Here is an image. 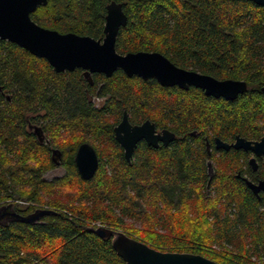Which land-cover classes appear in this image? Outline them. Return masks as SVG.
<instances>
[{"label": "trees", "instance_id": "trees-1", "mask_svg": "<svg viewBox=\"0 0 264 264\" xmlns=\"http://www.w3.org/2000/svg\"><path fill=\"white\" fill-rule=\"evenodd\" d=\"M110 1L127 16L116 36L118 53L156 51L182 68L244 80L247 89L225 100L121 69L108 77L81 68L56 72L45 58L0 39V205L12 202L22 216L56 211L40 222L0 223V264H125L110 239L95 233L99 226L160 251L264 264V191L253 193L243 179H264V157L252 170L249 152L213 143L215 136L227 142L237 134L264 136V4L47 0L30 16L60 33L100 39ZM124 110L132 124L149 119L175 138L157 148L140 142L127 161L113 133ZM28 123L39 127L42 141ZM83 142L98 155L89 179L73 160ZM57 160L64 173L45 179Z\"/></svg>", "mask_w": 264, "mask_h": 264}, {"label": "water", "instance_id": "water-1", "mask_svg": "<svg viewBox=\"0 0 264 264\" xmlns=\"http://www.w3.org/2000/svg\"><path fill=\"white\" fill-rule=\"evenodd\" d=\"M252 1L258 5L264 4V0ZM46 3L47 0H0V39L13 42L31 54L45 58L56 72L81 68L87 75L103 73L108 77L117 69H121L129 77L137 75L144 80L153 78L160 85H176L181 89L193 86L203 90L205 95L225 100H233L247 89L244 80L218 79L193 69L182 68L156 51L118 53L115 48L116 36L119 28L125 25L127 20L121 3L110 1L106 5L104 35L100 39L74 32L60 33L38 25L31 19L30 14L38 5ZM261 90L264 92V86ZM113 133L115 140L123 148L127 161L133 157L137 142L141 139L145 140L148 146L157 148L158 141H162L166 146L175 138V133L167 128L157 132L155 123L149 119L132 124L126 110L113 127ZM213 143L215 149L233 148L252 152L253 156L248 159L252 170L257 169L256 157L264 155V136L251 140L237 134L231 142L215 136ZM53 155L59 157L55 150ZM73 160L78 174L83 179L91 178L98 167V155L88 142L78 146ZM243 179L253 193L264 191L263 179L257 182L245 177ZM46 213L54 214L56 211L41 208L22 216L15 210H4L0 212V219L9 216L12 220L33 223ZM93 230L101 238L110 239L111 246L125 264H220L200 254L157 250L120 229L99 226Z\"/></svg>", "mask_w": 264, "mask_h": 264}, {"label": "rangeland", "instance_id": "rangeland-1", "mask_svg": "<svg viewBox=\"0 0 264 264\" xmlns=\"http://www.w3.org/2000/svg\"><path fill=\"white\" fill-rule=\"evenodd\" d=\"M92 100H93V102L96 105H99L101 103V100L102 99L94 96V97H92ZM63 173H64V169L58 164V165H56V167H54L53 169H51L48 172H46V174L44 175V178L45 179H52L54 177H57V176L62 175ZM4 210L13 211L14 208H13L12 202L11 203L10 202L9 203H4V204L0 205V212H2ZM10 221H12V217H9V216H5L4 218H1L0 219V223L1 224H7ZM36 222H40L39 219H37ZM135 226H137L138 228H140L141 224L140 223H136ZM158 229H161V228L158 227ZM253 260L256 261V258L255 257H252V261ZM257 264H259V262Z\"/></svg>", "mask_w": 264, "mask_h": 264}, {"label": "flooded vegetation", "instance_id": "flooded-vegetation-1", "mask_svg": "<svg viewBox=\"0 0 264 264\" xmlns=\"http://www.w3.org/2000/svg\"><path fill=\"white\" fill-rule=\"evenodd\" d=\"M0 91H1V86H0ZM7 96V95H6ZM8 98H9V96H8ZM27 129L30 131V132H34L35 133V135H36V137H37V139L39 140V141H42L43 140V137H42V133L40 132V130H39V127H37V126H35L34 124H31V123H28L27 124ZM157 129V132L158 131H161V129H163V128H161V129H159V128H156ZM233 141V140H232ZM140 142H145V140H143V139H141V140H139L138 142H137V144H139ZM229 142H231V141H229ZM146 143V142H145ZM170 143V142H169ZM168 143V144H169ZM159 146H165L164 144H163V142L162 141H158V147ZM167 146V145H166ZM246 152V151H245ZM249 152V155H248V159L251 157V156H253V153L252 152H250V151H248ZM52 154H53V150H52ZM262 157H264V155L263 156H261V157H256V161H257V163L259 162V159L260 158H262ZM52 159H56V157H55V155H53L52 156ZM57 162V165L59 164V161L57 160L56 161ZM249 164V163H248ZM250 165V164H249ZM251 166V165H250ZM257 167H258V164H257ZM252 168V167H251ZM264 180V179H263Z\"/></svg>", "mask_w": 264, "mask_h": 264}]
</instances>
